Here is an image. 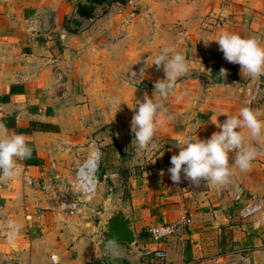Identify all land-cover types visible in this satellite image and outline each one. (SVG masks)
I'll use <instances>...</instances> for the list:
<instances>
[{"label":"crops","instance_id":"crops-1","mask_svg":"<svg viewBox=\"0 0 264 264\" xmlns=\"http://www.w3.org/2000/svg\"><path fill=\"white\" fill-rule=\"evenodd\" d=\"M78 2L84 0H0V124L23 135L32 150L17 161L18 175L0 177V264H158L156 249L166 264H264V128L256 137L242 130L257 155L241 172L230 153L231 175L222 186L192 185L183 172L174 183L168 171L180 150L177 138H209L220 131L211 122L218 113L237 115L246 106L264 122V76L241 75L215 41H203L228 31L264 47V0H120L96 7L91 18L75 13ZM163 47L184 54L190 71L163 101L158 150L145 155L135 147L131 120L135 103L151 98L154 83L165 78L162 66L150 65ZM222 67L225 78L218 75ZM92 142L104 154L115 148L122 161L134 241L114 242L118 256L98 241L97 226L121 197H104L96 185L80 216L49 203V182L64 186ZM75 146H82L83 159L70 152ZM237 191L258 197L257 223L258 216H238L243 200L229 197ZM165 224L173 232L152 240L146 229Z\"/></svg>","mask_w":264,"mask_h":264},{"label":"clouds","instance_id":"clouds-1","mask_svg":"<svg viewBox=\"0 0 264 264\" xmlns=\"http://www.w3.org/2000/svg\"><path fill=\"white\" fill-rule=\"evenodd\" d=\"M203 41L206 46L210 41H215L228 62L240 65L241 75L253 80L264 76V47L255 37H242L237 33L223 31L216 38ZM152 64L157 69L163 67L165 78L154 83L151 98L145 95L143 102H136L138 109L131 120L135 147L144 152L158 150L154 136L165 123L158 118V114L167 111L163 101L175 94L177 81L190 71L186 56L179 51L173 52L170 47H163L150 65ZM218 75L225 78L227 69L222 67ZM222 113L227 119L220 123L217 116ZM260 115L259 111L246 106L241 107L237 115L221 112L211 121L220 131L213 132L209 138L199 139L197 135L177 138L175 145L180 150L178 155L170 158L172 167L168 171L171 180L179 183L183 172L184 178L192 185L199 186L201 181H206L214 186H222L231 175L230 153H235L232 163L241 172L250 171L257 153L254 148L245 146L242 130L247 129L251 136H258L264 128ZM31 152L23 135L10 134L6 126L0 124V177L12 178L18 175L20 168L17 161L29 159ZM107 251L113 256L119 255L114 241L109 242Z\"/></svg>","mask_w":264,"mask_h":264},{"label":"built area","instance_id":"built-area-1","mask_svg":"<svg viewBox=\"0 0 264 264\" xmlns=\"http://www.w3.org/2000/svg\"><path fill=\"white\" fill-rule=\"evenodd\" d=\"M35 24L31 23L28 27L29 30L33 31L35 29ZM54 81L56 84L60 85L62 83V77L60 73L54 72ZM245 94L248 95V90L245 89ZM137 103H135L136 105ZM151 150L143 153L146 155ZM91 160L90 164H87L88 160ZM99 163V154L96 149L92 150L86 159L81 162L75 170L72 180L65 183V189H68L71 194L69 197L63 196V194L53 193L52 198L54 199L57 209L62 214L67 216H78L83 212L85 204L89 201L91 195L94 193L97 179L96 171ZM229 197L233 202H239L243 200L242 204L239 205L237 209L238 216L240 218H255L254 222H258L262 219V209L261 204L257 196L243 194L242 191L231 192ZM152 240L160 241L166 238L169 234L173 232L172 225H160V226H150L146 229ZM152 256L158 260V264H166L163 262L164 251L161 249H156L152 251ZM94 264V263H91ZM195 264V263H191Z\"/></svg>","mask_w":264,"mask_h":264},{"label":"rangeland","instance_id":"rangeland-1","mask_svg":"<svg viewBox=\"0 0 264 264\" xmlns=\"http://www.w3.org/2000/svg\"><path fill=\"white\" fill-rule=\"evenodd\" d=\"M105 19H107V18H105ZM121 33H122L121 31H118L117 36L121 35ZM88 145L86 148L87 155L84 157V159L81 156V152L83 150L82 146H79V147L75 146L74 149L71 148L70 152L74 156H77L76 153L79 152V156H77V157H79V159L82 158L83 160H81L78 163L74 162L73 164H71L72 167L70 168V172L68 173L69 174L68 181L72 180L74 173H75V170H76V167L86 159V157L88 156V154L92 150L96 149L98 154H99V163H98L97 171L95 173L96 179H97V188L99 186V189L101 190L102 195L104 197L108 196L112 193V194H117V197H121V199H123L122 197H124L127 189L125 187V183H123L124 182L122 179L123 176L119 172V168H120V165L122 164V161L121 160H120L121 162L119 161V156L116 155L115 148H112V150H111L112 153L107 151L104 154V146H99L98 144L95 145L93 142L89 146ZM104 164L109 165L111 172H108V174L111 173L113 175L106 176L105 171H104L105 170ZM103 178L105 179V181L102 180ZM55 180H57V179H55ZM55 180H52L49 182V203H53L54 205L56 203L53 202L54 201V199L52 198L53 193L61 194V195L63 194V196H65L66 198L71 196V194L68 193L69 190L65 189V186L61 187L59 185L60 184L59 180L58 181H55ZM91 198H92V195H91L89 201L85 204L83 212L80 215H82L84 213V211H85L86 207L88 206ZM80 215H78V216H80Z\"/></svg>","mask_w":264,"mask_h":264},{"label":"water","instance_id":"water-1","mask_svg":"<svg viewBox=\"0 0 264 264\" xmlns=\"http://www.w3.org/2000/svg\"><path fill=\"white\" fill-rule=\"evenodd\" d=\"M125 203V198H114L112 200L107 215L97 226V238L99 242L132 243L134 241V230Z\"/></svg>","mask_w":264,"mask_h":264},{"label":"trees","instance_id":"trees-1","mask_svg":"<svg viewBox=\"0 0 264 264\" xmlns=\"http://www.w3.org/2000/svg\"><path fill=\"white\" fill-rule=\"evenodd\" d=\"M111 1H120V0H84V2L76 3L75 13L79 17L91 18L93 16L94 9L96 7Z\"/></svg>","mask_w":264,"mask_h":264},{"label":"bare ground","instance_id":"bare-ground-1","mask_svg":"<svg viewBox=\"0 0 264 264\" xmlns=\"http://www.w3.org/2000/svg\"><path fill=\"white\" fill-rule=\"evenodd\" d=\"M90 162H91V160L89 159L88 162H87V164H90Z\"/></svg>","mask_w":264,"mask_h":264}]
</instances>
